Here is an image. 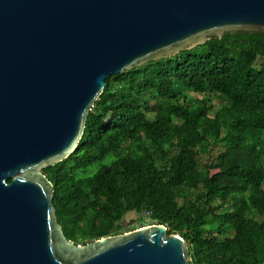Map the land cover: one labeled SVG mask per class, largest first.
I'll use <instances>...</instances> for the list:
<instances>
[{"label":"trees","instance_id":"obj_1","mask_svg":"<svg viewBox=\"0 0 264 264\" xmlns=\"http://www.w3.org/2000/svg\"><path fill=\"white\" fill-rule=\"evenodd\" d=\"M43 173L75 244L123 234L138 212L180 234L194 264H264V33L110 76L75 152Z\"/></svg>","mask_w":264,"mask_h":264},{"label":"water","instance_id":"obj_2","mask_svg":"<svg viewBox=\"0 0 264 264\" xmlns=\"http://www.w3.org/2000/svg\"><path fill=\"white\" fill-rule=\"evenodd\" d=\"M236 31L264 33V0H0V264H194L165 225L70 241L43 171L107 78Z\"/></svg>","mask_w":264,"mask_h":264},{"label":"rangeland","instance_id":"obj_3","mask_svg":"<svg viewBox=\"0 0 264 264\" xmlns=\"http://www.w3.org/2000/svg\"><path fill=\"white\" fill-rule=\"evenodd\" d=\"M187 93L190 95V97L192 99H194V98L198 99V98H201L204 95V96H206V98H209L211 100V102L214 103V104L223 103L225 101V99L221 95H219L217 93H212L210 95H208V93L198 95V94H195L193 91H187ZM148 98L152 99L153 98V94L152 95L149 94ZM217 108H216V110H218ZM212 151H213V154H214L212 156L215 157V156H217L216 153L218 151L219 152L222 151V147H220V149H218V150H217V148H214ZM201 160L203 162H206L208 160V157L206 155H201ZM142 217H143V223L140 224L139 222L142 219ZM120 224L124 227L123 228V233H127V232H130V231H133L132 229L137 230V229H139L138 228L139 226L146 227V226L153 225V223L150 221V219L147 216L144 217L143 214L138 213V212H131V213L127 214L124 217V219L121 221Z\"/></svg>","mask_w":264,"mask_h":264}]
</instances>
